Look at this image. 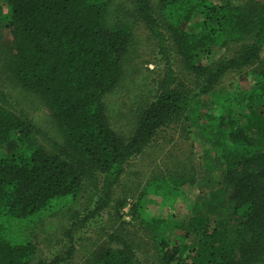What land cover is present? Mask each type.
Wrapping results in <instances>:
<instances>
[{"label": "trees", "instance_id": "obj_1", "mask_svg": "<svg viewBox=\"0 0 264 264\" xmlns=\"http://www.w3.org/2000/svg\"><path fill=\"white\" fill-rule=\"evenodd\" d=\"M138 25L163 64L151 80L126 68ZM0 27L20 93L0 88V264H75L79 247L76 264H264V0H4ZM229 45L232 57L202 63ZM173 54L198 80L195 95L179 88ZM244 68L250 88L214 95ZM126 89L141 102L119 134L104 96ZM208 94L214 107L201 114ZM178 127L223 165L217 190L184 221L149 216L138 201L127 212L135 225L119 222L111 203L126 168L159 139L173 143ZM173 164L146 184L170 205L195 181L192 166ZM104 214L119 224L92 238ZM66 216L67 246L39 256L33 230L46 236Z\"/></svg>", "mask_w": 264, "mask_h": 264}, {"label": "rangeland", "instance_id": "obj_2", "mask_svg": "<svg viewBox=\"0 0 264 264\" xmlns=\"http://www.w3.org/2000/svg\"><path fill=\"white\" fill-rule=\"evenodd\" d=\"M0 9H4V0H0ZM4 12V10H3ZM190 24V23H189ZM189 27L191 25H188ZM136 29L135 42L136 45L128 56L126 68L131 73H136V70L146 72L150 76V80L159 76L162 71L163 64L157 59V49L155 42L149 37L148 32L143 25H138ZM0 45L5 44L7 40V31L0 27ZM3 47L0 49L2 51ZM237 48L235 45H229L225 48L212 49L207 57L203 59L202 63L209 64L217 60L232 57ZM262 58H264V49L262 51ZM174 67L177 72V84L181 90L186 94L192 96L199 92L198 80L194 77L190 71L185 70L182 64L175 54H173ZM251 68H244L238 71L228 72L221 80L220 84L214 89V95L237 93L240 89H248L252 85V78L250 77ZM0 88H3L4 93L10 98L16 96L20 100L18 90L15 89V82L10 78L9 73L3 67V62L0 56ZM2 92V91H1ZM199 98L200 103L203 104L201 114L209 109V112L214 107L213 96L206 95ZM15 101V100H14ZM213 101V102H212ZM104 102L110 108L114 110L111 118V125L113 129L119 134H125L132 128L134 117L136 116V108L141 102V98H135L128 89L113 94H107L104 96ZM19 108V107H17ZM24 108V107H23ZM206 108V109H205ZM29 109V107H28ZM35 108L29 111V114L34 111ZM25 110V108L23 109ZM26 111V110H25ZM239 111L235 110L237 114ZM40 113L35 112V116L39 117ZM206 119L201 118V121ZM174 142L166 143L159 139L153 143L142 155L130 162V165L126 168L124 175L122 176L119 186L114 192V199L111 203L110 213H117L123 222H128L127 216L128 209L141 202L142 208L145 213L152 217H159L165 221L180 222L189 218L193 213L194 206H200L208 203V197L210 193L217 190L218 182L221 179V172L223 165L218 164L212 160L209 147L199 140L194 130L182 131V128L178 127L173 134ZM173 163H180L184 165H190L193 167L195 181L192 186L186 185L179 189L177 196L174 197L172 204H168L160 197L154 196L147 192L146 184L152 178L166 167H172ZM89 194H86V197ZM85 201V199H83ZM123 203L125 206L119 209V204ZM113 215L104 214L101 218L96 219L97 225L92 227V238L97 235L100 236V232L96 227L103 226L105 228H111L113 225L119 224V222L113 221ZM130 222V221H129ZM59 225L54 232L45 235H36V231L33 230L35 235V245L38 250V255L42 256L45 252L54 254L57 252L63 244L66 243L65 230L71 224L68 221V216L61 217L57 221ZM130 225H135L134 222H130ZM138 230V227H136ZM84 229L80 232H75L74 235L83 234ZM171 232L170 229L167 230ZM65 233V234H64ZM174 233V232H173ZM172 233V237L175 234ZM96 238V239H97ZM68 243V241H67ZM66 243V246H67ZM190 245V241H186ZM144 246L140 248L143 255H146L150 247ZM84 253V250L79 247L78 252L75 254L74 263H79L80 255Z\"/></svg>", "mask_w": 264, "mask_h": 264}]
</instances>
